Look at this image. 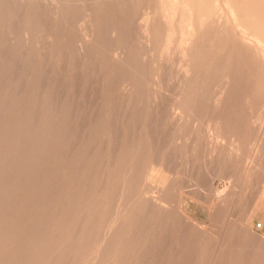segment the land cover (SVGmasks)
Instances as JSON below:
<instances>
[{
    "label": "rangeland",
    "instance_id": "rangeland-1",
    "mask_svg": "<svg viewBox=\"0 0 264 264\" xmlns=\"http://www.w3.org/2000/svg\"><path fill=\"white\" fill-rule=\"evenodd\" d=\"M0 139L3 264H264V0H0Z\"/></svg>",
    "mask_w": 264,
    "mask_h": 264
},
{
    "label": "bare ground",
    "instance_id": "bare-ground-1",
    "mask_svg": "<svg viewBox=\"0 0 264 264\" xmlns=\"http://www.w3.org/2000/svg\"><path fill=\"white\" fill-rule=\"evenodd\" d=\"M189 21V20H188ZM191 23V22H190ZM188 27V26H187ZM192 27V26H191ZM194 33V32H193ZM88 34V33H87ZM86 34V35H87ZM29 39V38H28ZM81 39V38H80ZM86 41V40H85ZM150 41V40H149ZM189 43V42H188ZM85 45V44H84ZM85 47V46H84ZM78 49V48H77ZM261 50V49H260ZM32 60V59H31ZM34 67V66H33ZM25 95V94H24ZM32 98V97H31ZM64 101V100H63ZM20 110V109H19ZM24 111V110H23ZM32 111V110H31ZM18 112H20V111H18ZM17 112V113H18ZM53 112V111H52ZM4 113V112H3ZM29 113V112H28ZM26 114V113H25ZM2 116V115H1ZM22 116V115H21ZM20 116V117H21ZM51 116V115H50ZM179 118V117H178ZM5 119V118H4ZM22 119V118H21ZM65 119V118H64ZM24 122V121H23ZM22 122V123H23ZM52 122V121H51ZM28 125H29V123H27ZM54 124V123H53ZM27 125V126H28ZM25 126V125H24ZM51 127H52V125H51ZM57 127V126H56ZM26 128V127H25ZM245 128V127H244ZM28 131H29V129H28ZM24 132V131H23ZM23 132H22V134H23ZM26 133H27V131H26ZM39 133V132H38ZM54 134V133H53ZM57 134H59V133H57ZM62 134V133H61ZM27 135V134H26ZM30 135V134H29ZM18 136H20V135H18ZM23 136H25V135H23ZM29 137V136H28ZM49 137V136H48ZM51 137H52V135H51ZM55 137V136H54ZM30 138V137H29ZM2 139V138H1ZM0 139V140H1ZM21 139V138H20ZM18 140V139H17ZM49 140V139H48ZM63 140V139H62ZM205 140V139H204ZM50 141H51V139H50ZM5 142V141H4ZM210 142V141H209ZM3 143V142H2ZM8 142H6L5 144L3 143L2 145L3 146H5V147H2V146H0V147H2V148H0V151H4L3 150V148H6V144H7ZM50 143V142H49ZM61 143V142H60ZM11 144H13V143H11ZM10 144V145H11ZM24 144V143H23ZM12 146V145H11ZM25 146H26V144H25ZM42 147V146H41ZM60 147V146H59ZM19 148V147H18ZM53 149V148H52ZM130 149V148H129ZM5 150H7V149H5ZM35 151V150H34ZM58 151V150H57ZM101 151V150H100ZM126 152V151H125ZM129 152V151H128ZM136 152V151H135ZM24 153V152H23ZM53 154V153H52ZM63 154V153H62ZM66 154V153H65ZM127 154V153H126ZM133 154V153H132ZM41 155V154H40ZM112 155V154H111ZM129 155V154H128ZM131 155V154H130ZM135 155V154H134ZM19 156H20V154H19ZM18 156V157H19ZM54 156V155H53ZM56 156V155H55ZM67 156V155H66ZM11 157V156H10ZM15 157V156H14ZM30 157H32V156H30ZM37 157V156H36ZM91 157V156H90ZM129 157V156H128ZM228 157V156H227ZM23 158V157H22ZM48 158V157H47ZM94 158V157H93ZM10 159V158H9ZM8 159V161H10ZM12 159H14V158H12ZM12 159H11V162H13L12 161ZM49 159V158H48ZM83 159V158H82ZM107 159V158H106ZM18 160V159H17ZM27 160V159H26ZM25 160V161H26ZM32 160V159H31ZM41 160V159H40ZM39 160V161H40ZM55 160V159H54ZM87 160V159H86ZM29 161V160H28ZM50 161V160H49ZM126 161V160H125ZM128 161V160H127ZM10 162V163H11ZM36 162V161H35ZM72 162V161H71ZM19 163H21V162H19ZM28 163V162H27ZM31 163H33L32 161H31ZM86 163V162H85ZM254 162H252L251 164H253ZM26 164V163H25ZM35 164V163H34ZM47 164H48V161H47ZM6 165H7V163H6ZM10 166H11V164H9ZM19 165V164H18ZM17 165V166H18ZM23 166V164H20V166H18V169H17V166H16V168H15V170H14V172H17L18 173V177L16 176V175H14V177H10L11 178V180L13 181V183L15 184L14 186H16V182H18L17 181V178H19L20 179V177H19V174L21 173V170H23L22 169V166ZM104 165V164H103ZM107 165V164H106ZM15 166V165H14ZM25 166V165H24ZM23 166V167H24ZM27 166H29V165H27ZM56 166V165H55ZM54 166V167H55ZM78 166V165H77ZM21 167V168H20ZM30 167V166H29ZM107 167V166H106ZM250 167V166H249ZM252 167H253V165H252ZM6 168V167H5ZM47 168H49V167H47ZM57 168H58V166H57ZM117 168V167H116ZM115 168V169H116ZM133 168V167H132ZM9 169V168H8ZM40 169V168H39ZM55 169V168H54ZM60 169V168H59ZM86 169V168H85ZM84 169V170H85ZM92 169V168H91ZM112 169V168H111ZM128 169H130V167L128 168ZM150 169V168H149ZM10 171H11V168L9 169ZM8 170V171H9ZM89 170V169H88ZM127 170V169H126ZM66 171H67V169H66ZM91 171V170H90ZM132 171V170H131ZM2 172V171H1ZM13 172V171H12ZM11 172V173H12ZM23 172V171H22ZM36 172H38V171H36ZM35 172V173H36ZM50 172V171H49ZM53 172V171H52ZM63 172V171H62ZM83 172V171H82ZM93 172V171H92ZM10 173V172H9ZM40 173V172H39ZM46 173H48V172H46ZM15 174V173H14ZM34 174V173H33ZM75 174V173H74ZM69 175V174H68ZM4 176H5V174H0V187L4 184V183H6V181H4ZM26 176V175H25ZM41 176V175H40ZM44 176V175H43ZM66 176V175H65ZM98 176H100V175H98ZM149 176V175H148ZM42 177V176H41ZM45 177V176H44ZM49 177V176H48ZM110 177V176H109ZM113 177V176H112ZM123 177V176H122ZM124 177H125V174H124ZM124 177H123V179H124ZM6 178V177H5ZM8 178V177H7ZM39 178V177H38ZM47 178V177H46ZM50 178V177H49ZM96 178V177H95ZM98 178V177H97ZM18 179V180H19ZM24 179V178H23ZM37 179V178H36ZM42 179H44V178H42ZM102 179V178H101ZM100 179V180H101ZM109 180V179H108ZM19 181H21V180H19ZM36 181H38V180H36ZM44 181V180H43ZM47 181H48V179H47ZM87 181V180H86ZM85 181V182H86ZM125 181V180H124ZM22 182V181H21ZM30 182V181H29ZM41 182V181H40ZM48 182H50V180L48 181ZM84 182V183H85ZM121 182V181H120ZM8 183V182H7ZM12 183V184H13ZM20 183V182H19ZM32 183V182H31ZM42 183V182H41ZM43 183H45V181L43 182ZM69 183V182H68ZM96 183V182H95ZM98 183V182H97ZM18 184V183H17ZM23 184V183H22ZM21 184V185H22ZM33 184H34V182H33ZM109 184V183H108ZM150 184V183H149ZM5 185V184H4ZM20 185V186H21ZM30 185V184H29ZM36 185V184H35ZM48 185H49V183H48ZM67 185V184H66ZM100 185V184H99ZM44 186H46V185H44ZM91 186V185H90ZM89 186V187H90ZM93 186V185H92ZM102 186V185H101ZM110 186V185H109ZM19 187V186H18ZM35 187V186H34ZM38 187V186H37ZM47 187V186H46ZM49 187V186H48ZM50 187H51V185H50ZM104 187V186H103ZM2 188H3V186H2ZM9 188V187H8ZM24 188V187H23ZM26 188H27V186H26ZM39 188V187H38ZM38 188H37V190H38ZM41 188V187H40ZM42 188H43V186H42ZM72 188V187H71ZM108 188V187H107ZM132 188H133V185H132ZM19 189V188H18ZM21 189V188H20ZM29 189V188H28ZM31 189L33 190V187L32 188H30V190H28V193L29 192H31ZM68 189V188H67ZM88 189V188H87ZM109 189V188H108ZM117 189V188H116ZM12 190V189H11ZM7 191V192H5L4 191V193L5 194H7V197L5 198V200H3L0 204H1V210H0V212H2L3 214H1L0 215V232H2L3 234H5L7 231V229H8V223H9V220H10V215L6 212V210L8 209L7 208V204L8 203H10L9 201H12V199H13V197H14V195H13V192L12 191ZM42 189H40V191H41ZM44 191L46 190V189H43ZM48 190V189H47ZM1 191V190H0ZM35 191H36V189H35ZM68 191H70V190H68ZM105 191V190H104ZM19 192H21V190L19 191ZM22 192H24L25 193V191H22ZM21 192V193H22ZM27 192V191H26ZM48 192H50V190L48 191ZM70 192H72V191H70ZM84 192H85V189H84ZM123 192V191H122ZM133 192V191H132ZM138 192V191H137ZM43 193V192H42ZM45 193V192H44ZM47 193V192H46ZM53 193V192H52ZM59 193V192H58ZM65 193V192H64ZM76 193V192H75ZM91 193V192H90ZM100 193V192H99ZM106 193H107V191H106ZM109 193V192H108ZM130 193V192H129ZM144 193V192H143ZM5 194H3V195H5ZM30 194V193H29ZM34 194V193H33ZM98 194V193H97ZM21 194H19V196H20ZM23 195V194H22ZM47 195H49V194H47ZM47 195H45V196H47ZM94 195V194H93ZM126 195V194H125ZM218 195V194H217ZM18 196V197H19ZM24 196V195H23ZM22 196V197H23ZM26 197H27V195H25ZM42 196V195H41ZM76 196H78V195H76ZM96 196V195H95ZM99 196V195H98ZM101 196V195H100ZM114 196V195H113ZM119 196V195H118ZM138 196V195H137ZM141 196H143V195H141ZM221 196V195H220ZM5 197V196H4ZM17 197V196H16ZM16 197H14V199L16 198ZM26 197H25V199H26ZM67 197V196H66ZM84 197V196H83ZM225 197V196H224ZM12 198V199H11ZM115 198V197H114ZM4 199V198H3ZM18 199V198H17ZM16 199V200H17ZM20 199V198H19ZM24 198H21L20 199V202H22L23 200H25ZM49 199V198H48ZM56 199V198H55ZM73 199V198H72ZM97 199V198H96ZM15 200V201H16ZM27 200H29V199H27ZM35 200H37V199H35ZM59 200H61V199H59ZM64 200H66V199H64ZM79 200H80V198H79ZM18 201V200H17ZM31 201V200H30ZM38 201V200H37ZM41 201V200H40ZM75 201V200H74ZM117 201V200H116ZM121 201V200H120ZM76 202V201H75ZM92 202H94V200L92 201ZM99 202V201H98ZM126 202V201H125ZM219 202V201H218ZM222 202V201H221ZM27 203H28V201H27ZM31 203V202H30ZM35 203L37 204V202L35 201ZM39 203V202H38ZM86 203V202H85ZM88 203H90V202H88ZM107 203V202H106ZM113 203V202H112ZM220 203V202H219ZM224 203V202H223ZM16 204V203H15ZM31 204H33V203H31ZM40 204H42L41 202H40ZM39 204V205H40ZM72 204V203H71ZM90 204H92V203H90ZM116 204V203H115ZM156 204V203H155ZM9 205V204H8ZM13 205V204H12ZM28 205H29V203H28ZM27 205V206H28ZM50 205H52L51 203H50ZM93 205V204H92ZM95 205H97V204H95ZM100 205V204H99ZM99 205H97V207L99 206ZM124 205H126V204H124ZM132 205V204H131ZM220 205H221V203H220ZM11 206V205H10ZM9 206V207H10ZM20 206H22V205H20ZM25 206H26V204H25ZM32 206V205H31ZM38 206V205H37ZM36 206V207H37ZM58 206V205H57ZM101 206V205H100ZM99 206V207H100ZM103 206V205H102ZM123 206V204L122 205H120V207H118L119 209H120V212H121V209L123 208L122 207ZM40 207V206H39ZM39 207H38V209H39ZM42 207H44V206H42ZM49 207V206H48ZM60 207H61V205H60ZM73 207V206H72ZM86 207V206H85ZM92 207V206H91ZM155 207V206H154ZM10 208H12V207H10ZM14 208V207H13ZM18 208H20L19 206H18ZM26 208V207H25ZM31 207H29V208H27V209H29V210H31L30 209ZM81 208V207H80ZM94 208H96L95 206H94ZM27 209H26V211H27ZM33 209V208H32ZM52 209V208H51ZM64 209V208H63ZM99 209V211H93V212H95V214H96V212H98V214H100V215H98V216H106V214H107V211H100V209H101V207L100 208H98ZM104 209H105V207H104ZM118 209V210H119ZM126 208H124V210H125ZM12 210V209H11ZM11 210H8V211H11ZM22 210V209H21ZM69 210V209H68ZM75 210V209H74ZM88 210H89V208H88ZM114 210H116V209H114ZM20 211V210H19ZM25 211V210H24ZM25 211V212H26ZM34 211V210H33ZM33 211H32V214H33ZM67 211V210H66ZM91 211H92V209H91ZM16 212H18V211H16ZM25 212H24V214H25ZM116 212H118V211H116ZM119 212V213H120ZM126 212V211H125ZM124 212V213H125ZM157 212V211H156ZM181 212V211H180ZM22 213H23V211H22ZM38 213H39V211H38ZM45 213V212H44ZM91 213V212H90ZM102 213V214H101ZM123 213V212H122ZM123 213V214H124ZM11 214V213H10ZM14 214V213H13ZM18 214V213H17ZM16 214V215H17ZM27 214V213H26ZM29 214V213H28ZM40 214V213H39ZM39 214H37V216L39 215ZM54 214H56V213H54ZM144 214V213H143ZM163 214V213H162ZM15 215V216H16ZM19 215H21V214H19ZM30 215H31V212H30ZM34 215V214H33ZM35 215H36V213H35ZM58 215V214H57ZM125 215H126V213H125ZM139 215V214H138ZM165 215V214H164ZM168 215V214H167ZM24 216H26V215H24ZM23 216V218H22V216L19 218V220L18 221H20V219L22 218V220L21 221H26L25 219V217ZM40 216H41V214H40ZM65 216V215H64ZM63 216V217H64ZM121 215H119L118 217H120ZM13 217V216H12ZM27 217V216H26ZM32 217V216H31ZM44 217H45V215H44ZM43 217V218H44ZM53 217V216H52ZM70 217V216H69ZM182 217H184V216H182ZM34 218V217H33ZM57 218H58V216H57ZM60 218V217H59ZM65 218V217H64ZM86 218V217H85ZM46 218H44V220H45ZM55 219V218H54ZM61 219V218H60ZM63 219V218H62ZM83 219V218H82ZM87 219V218H86ZM95 219V218H94ZM120 219H121V217H120ZM119 219V220H120ZM33 220V219H32ZM41 220V219H40ZM43 220V219H42ZM57 220V219H56ZM97 220V219H96ZM118 220V221H119ZM160 220H162V219H160ZM58 221L59 220H57V221H55L52 225H54V227L55 228H53V226H52V230H50V231H48V233H46L45 235H43V239H42V241H41V239L40 240H38V241H40V243H38V244H41V245H38V246H40L39 247V249H38V255H35V256H37V258H38V261L39 262H36L35 263V261H34V264H44L45 262H46V264H58L57 263V261L56 262H53V260H54V256H52V257H54L52 260L49 258V254L47 253V254H45L44 252H41L40 251V249L41 250H44L46 247H49V245L50 244H52L53 242L52 241H55L56 242V240L57 239H59V238H62L65 234H61V235H59L58 234V238L57 239H55L54 237L57 235L56 234V232L57 231H59L61 228V231L60 232H62V230H63V232L62 233H64V231H65V226H60V224H58ZM63 221V220H62ZM61 220H60V222H62ZM79 221V220H78ZM95 221V220H94ZM104 221V220H103ZM187 221V220H186ZM28 222V221H27ZM48 222V221H47ZM52 222V221H51ZM84 222V221H83ZM117 222V221H116ZM12 223H13V221H12ZM11 223V224H12ZM19 223V222H18ZM35 223H37V222H35ZM46 223V222H45ZM64 223H65V221H64ZM80 223V222H79ZM107 223V222H106ZM112 223V222H111ZM189 223H190V221H189ZM20 224L21 225H23V223L22 222H20ZM20 224H18V226L20 225ZM62 224H63V222H62ZM71 224V223H70ZM85 224V226H84V229L83 230H81V231H83V232H81L80 234L81 235H79V241H77L76 243H73V244H71V246H68V251L67 252H65V253H63V254H61L58 258H57V256H56V258L60 261V259H61V257L64 255L65 257H67V259H68V261H72V262H68L69 264H78V261L80 262L81 260H87L88 258L90 259V262L96 257V247L98 246V244H100V243H102L101 245L102 246H106V248H107V245H109L108 243L112 240V239H115L114 237H113V233H112V229H108L107 231H103V233L101 234V236H99L100 234H98L97 236H94L95 238L92 240L91 239V241H89V243H86V240H85V234L86 233H88L90 230L92 231V230H95L96 229V225H93L94 223H93V219H92V217H89V219L88 220H86V222L84 223ZM152 224V223H151ZM43 225H45L44 223H43ZM117 225V224H116ZM28 226V225H27ZM27 226L25 227V229L27 228ZM100 226H102V225H100ZM100 226H98V227H100ZM107 226V225H106ZM112 226H114V224H112ZM112 226H111V228H112ZM157 225H155V227H156ZM23 227H24V225H23ZM60 227V228H59ZM104 227V226H103ZM102 227V228H103ZM145 227V226H144ZM153 227V226H152ZM40 228V227H39ZM39 228H36V229H39ZM47 228V227H46ZM105 228V227H104ZM10 229H11V227H10ZM21 229V231H22V227L20 228ZM69 229H70V227H69ZM81 229H82V227H81ZM120 229V228H119ZM140 229V228H139ZM157 229H158V227H157ZM13 230H15L14 228H13ZM40 230H44V228L43 229H39V231ZM97 230V229H96ZM100 230V229H99ZM98 230V231H99ZM105 230V229H104ZM152 230V229H151ZM12 231V230H11ZM24 231V230H23ZM26 231H27V229H26ZM77 231V230H76ZM97 231V232H98ZM124 231V230H123ZM13 232H15V231H13ZM17 232V231H16ZM37 232V231H36ZM35 232V233H36ZM45 232V231H44ZM43 232V233H44ZM53 232H55V233H53ZM94 233H95V231H93ZM28 233V232H27ZM27 233H26V235H27ZM58 233V232H57ZM91 233V232H90ZM93 233V234H94ZM136 233V232H135ZM155 233V232H154ZM196 233V232H195ZM1 234V233H0ZM17 234V233H16ZM15 234V235H16ZM24 234V233H23ZM38 234V233H37ZM42 234V233H41ZM93 234H92V236H93ZM191 234V233H190ZM2 235V234H1ZM8 235V234H7ZM21 235V234H20ZM75 235V234H74ZM85 235V236H84ZM96 235V234H95ZM150 235V234H149ZM152 235V234H151ZM13 236V235H12ZM7 237V236H6ZM15 237V236H14ZM21 238H23V236H20ZM25 237V236H24ZM36 237V236H35ZM40 237V238H41ZM57 237V236H56ZM137 237H139V236H137ZM136 237V238H137ZM154 237V236H153ZM193 237V236H192ZM15 238H17V237H15ZM15 238H14V240H15ZM38 238V237H37ZM53 238V239H52ZM77 238V239H78ZM91 238V237H90ZM130 238V237H129ZM24 239V238H23ZM63 239V238H62ZM89 239V238H88ZM169 239V238H168ZM167 239V240H168ZM11 240L12 239H10V237H8L7 239H5V242H4V244H3V249H2V247H1V249H0V264H3L4 263V260L7 258V256H8V253H12V255H11V253H10V255L12 256V258H13V252H12V249L9 247L11 244H12V246H13V243H11ZM18 240V239H17ZM21 240V239H20ZM19 240V241H20ZM33 240V239H32ZM60 240V239H59ZM58 240V241H59ZM117 240H118V238H117ZM119 240H120V237H119ZM122 240V239H121ZM151 240H152V238H151ZM154 240H155V237H154ZM172 240V239H171ZM2 241V240H1ZM16 241V240H15ZM15 241H13V242H15ZM25 241H26V239H25ZM34 241V240H33ZM37 241V240H36ZM62 241V240H61ZM17 242V241H16ZM21 242V241H20ZM27 242V241H26ZM119 242V241H118ZM118 242H116V243H118ZM122 242H123V240H122ZM23 243H25V242H23ZM61 243V242H60ZM116 243H115V247L114 246H112V245H110L109 246V251H110V253H118V252H120L121 250L119 249V247L117 246L116 247ZM190 243V242H189ZM18 243H16V245H17ZM27 244V243H26ZM30 244V243H29ZM36 244V243H35ZM123 244V243H122ZM141 244H142V241H141ZM141 244H139V245H141ZM121 245V244H120ZM138 245V246H139ZM18 246H19V244H18ZM38 246H37V248H38ZM51 246L52 245H50V248H51ZM150 246V245H149ZM20 247V246H19ZM27 247V246H26ZM31 247V246H30ZM52 247H54V245L52 246ZM114 247V248H113ZM154 247V246H153ZM8 248L9 249H11V250H8ZM23 248H25L24 246H23ZM133 248V247H132ZM14 249H15V247H14ZM20 249V248H19ZM18 249V250H19ZM30 249V248H29ZM47 249V248H46ZM52 249H54V248H52ZM17 250V249H16ZM59 250V249H58ZM120 250V251H119ZM29 251V250H28ZM30 251H32V250H30ZM34 251V250H33ZM40 251V252H39ZM17 252V251H16ZM27 252V251H26ZM25 252V253H26ZM48 252V251H47ZM104 252V251H103ZM122 252V251H121ZM6 253V254H5ZM15 253V252H14ZM24 253V252H23ZM29 253V252H28ZM33 253V252H32ZM35 254H36V250H35V252H34ZM41 253V254H40ZM60 253V252H59ZM123 253V255H124V252H122ZM129 253V252H128ZM122 255V254H121ZM25 256V255H24ZM23 256V257H24ZM99 256V255H98ZM127 256H129V255H127ZM179 256V255H178ZM22 257V258H23ZM29 257V255H27V258ZM33 257H34V255H33ZM48 257V258H47ZM51 257V258H52ZM123 257V256H122ZM131 257V256H130ZM133 257V256H132ZM135 257V256H134ZM145 257V256H144ZM11 258V257H10ZM25 258V257H24ZM24 258H23V260H24ZM46 258V260H44ZM55 258V259H56ZM109 258V257H108ZM188 258V257H187ZM26 259V258H25ZM98 259V258H97ZM119 259V258H118ZM162 259V258H161ZM29 260H30V257H29ZM28 260V261H29ZM109 260H111V258L109 259ZM138 260V259H137ZM27 261V259L26 260H24V263ZM32 261V260H31ZM58 261V262H59ZM96 261V260H95ZM105 261H106V259H105ZM113 261H114V259H113ZM120 261V260H119ZM5 262H6V260H5ZM19 262V261H18ZM33 262V261H32ZM31 262V263H32ZM43 262V263H42ZM82 263H83V261H81ZM108 262V261H107ZM111 262V261H110ZM128 262V261H127ZM183 262V261H182ZM12 263V262H11ZM23 262H21V264H22ZM28 263V262H27ZM67 263V262H66ZM94 263V262H93ZM166 263V262H165ZM164 263V264H165ZM174 263V262H173ZM18 264V263H17ZM30 264V263H29ZM80 264V263H79ZM96 264V263H95ZM107 264V263H106Z\"/></svg>",
    "mask_w": 264,
    "mask_h": 264
}]
</instances>
